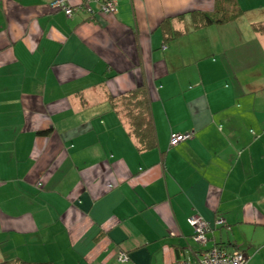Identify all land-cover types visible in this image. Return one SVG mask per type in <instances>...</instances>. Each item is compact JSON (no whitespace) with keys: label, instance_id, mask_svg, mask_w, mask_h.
I'll return each instance as SVG.
<instances>
[{"label":"crops","instance_id":"crops-1","mask_svg":"<svg viewBox=\"0 0 264 264\" xmlns=\"http://www.w3.org/2000/svg\"><path fill=\"white\" fill-rule=\"evenodd\" d=\"M52 1L0 0V262L172 264L200 250L199 215L206 247L264 264V0L198 28L187 12L213 0L93 18ZM168 18L182 34L165 42ZM139 84L156 133L142 151L108 98Z\"/></svg>","mask_w":264,"mask_h":264},{"label":"trees","instance_id":"trees-1","mask_svg":"<svg viewBox=\"0 0 264 264\" xmlns=\"http://www.w3.org/2000/svg\"><path fill=\"white\" fill-rule=\"evenodd\" d=\"M212 11L191 10L187 12L191 19V28L205 27L212 24H227L242 15L244 9L238 0H213ZM184 14L175 16L182 19ZM165 42L175 39L182 34V31L173 30L170 18L160 23ZM255 31H260L264 25L256 23L253 25ZM109 101L112 109L126 125L128 133L136 141V148L139 151L156 147V133L151 112V101L147 88L139 84L133 89L122 92L119 95H110ZM41 133H46L42 131ZM0 264H54L51 261L33 262L27 260H9Z\"/></svg>","mask_w":264,"mask_h":264},{"label":"built area","instance_id":"built-area-1","mask_svg":"<svg viewBox=\"0 0 264 264\" xmlns=\"http://www.w3.org/2000/svg\"><path fill=\"white\" fill-rule=\"evenodd\" d=\"M98 4L95 9L93 4ZM50 6L55 10L63 11L67 17H71L74 11L84 10L91 18L96 14H117V0H81L78 5H72L67 0H53ZM191 133L173 132L170 135V145L174 146L179 142L188 139ZM193 228V239L201 247L199 251L193 252L187 257L177 259L172 264H246L248 256L245 251L233 248L227 249L220 245L206 247L207 232L209 231L208 223L199 215H193L189 219ZM221 221H217L220 223ZM119 262H126L128 255L124 251L117 254Z\"/></svg>","mask_w":264,"mask_h":264},{"label":"rangeland","instance_id":"rangeland-1","mask_svg":"<svg viewBox=\"0 0 264 264\" xmlns=\"http://www.w3.org/2000/svg\"><path fill=\"white\" fill-rule=\"evenodd\" d=\"M127 254V253H126Z\"/></svg>","mask_w":264,"mask_h":264}]
</instances>
